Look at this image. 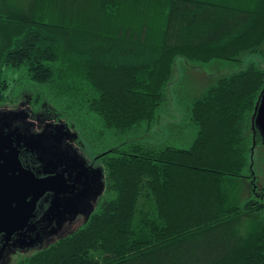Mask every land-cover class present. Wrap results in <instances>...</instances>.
<instances>
[{
    "label": "trees",
    "instance_id": "trees-1",
    "mask_svg": "<svg viewBox=\"0 0 264 264\" xmlns=\"http://www.w3.org/2000/svg\"><path fill=\"white\" fill-rule=\"evenodd\" d=\"M178 58L236 69L184 103L188 148L143 143ZM263 92L264 0H0V106L104 174L85 221L15 264H264Z\"/></svg>",
    "mask_w": 264,
    "mask_h": 264
},
{
    "label": "water",
    "instance_id": "water-1",
    "mask_svg": "<svg viewBox=\"0 0 264 264\" xmlns=\"http://www.w3.org/2000/svg\"><path fill=\"white\" fill-rule=\"evenodd\" d=\"M254 122L260 131L264 145V92L257 102ZM55 130L60 138L65 139L63 131L58 127H55ZM58 136L55 137L57 140L60 139ZM43 137L0 120V262L10 246L21 250L33 247V241L10 246L8 243L15 235L21 236V232L25 229L34 231L35 225L31 221L35 217L37 203L46 194L53 195L46 214L60 215L71 211L69 202L63 196L69 191L73 192L74 187L65 181L62 166H68L74 161L83 163V159L74 152L69 153L66 149L56 151L58 147L46 145L44 143L46 139ZM21 147L36 157L43 170L42 176H38L31 168L21 163L19 151ZM94 173L101 180L100 191L102 192L104 189L102 170L99 168ZM84 206L83 201L80 202L77 214L85 208ZM93 208L92 205L86 217ZM74 215L75 212L72 211L69 217Z\"/></svg>",
    "mask_w": 264,
    "mask_h": 264
},
{
    "label": "rangeland",
    "instance_id": "rangeland-1",
    "mask_svg": "<svg viewBox=\"0 0 264 264\" xmlns=\"http://www.w3.org/2000/svg\"><path fill=\"white\" fill-rule=\"evenodd\" d=\"M235 69L236 67H228L224 69L192 67V65L186 63L184 59L178 58L176 60L174 77L166 90L167 100L163 106L160 124L151 131L149 136L142 137V134H138L136 136L139 137L143 143L188 148L192 143L195 134L191 127L186 126L184 103L186 100L189 101L191 98L198 96L216 79ZM21 73L22 71L20 68L14 69L7 67L5 69L4 78L10 88L13 83L12 81L18 78ZM25 107L26 106H23L20 100L15 104L0 106V120H5V122H8L9 124L19 126L34 135L44 136L43 139H46L44 141L46 145L53 147L57 146L58 148L56 151H58V149H66L71 154L74 152L78 157L92 163V165L97 169L98 164L93 163L94 160L87 157V147H82L76 139L75 141L73 140V137L69 140L67 138H60L58 136V132L51 129L53 125L49 124L47 121H42L41 119L30 116L29 111L27 112V108ZM58 128L61 129V127ZM71 134V131L65 132L64 137L68 135L70 136ZM57 136L60 139L57 140L55 138ZM102 175L104 177V174ZM100 193L101 191L99 192V195ZM99 195L96 196L93 202L85 203V208L79 211L74 219L75 221L71 225L60 228L59 230H53L48 239L32 248L8 250L4 254L0 264H15L16 260L19 258L32 255L38 250L47 247L51 243L72 232L85 221L86 215L90 211V207L92 205L93 207L96 206L98 201H95L97 198H101L102 193L101 196Z\"/></svg>",
    "mask_w": 264,
    "mask_h": 264
},
{
    "label": "flooded vegetation",
    "instance_id": "flooded-vegetation-1",
    "mask_svg": "<svg viewBox=\"0 0 264 264\" xmlns=\"http://www.w3.org/2000/svg\"><path fill=\"white\" fill-rule=\"evenodd\" d=\"M19 151L21 163L24 166L31 168L38 176H42L43 170L41 164L37 162L36 157L33 154L27 153L22 147ZM93 163H96V160H94ZM62 168L65 181L74 187L73 192L69 191L63 196V198H66V201L69 202L71 211L68 213L63 212L60 215H54L51 213L46 214L47 209L50 207L51 201L53 200L52 194H46L44 198L37 203L34 214L35 217L31 221V223H34L35 225L34 231L25 229L21 232V236L15 235L12 237L8 246L15 244L18 245L20 242L27 244L30 241L34 242L33 247L37 244L39 245L50 237V233L53 230L64 228L75 221L74 219L77 216V209L79 208L80 202L83 201L85 204L91 203L95 200L97 194L100 192L101 184L100 180L94 173L95 170L99 169L98 165L96 169L92 163L83 159V163L74 161L73 163H69L68 166L63 165ZM101 193L103 194V191ZM99 196H101V194ZM99 199L100 198H97L95 202ZM72 211L75 212V215L74 217H69L71 216ZM10 249H13L12 246L8 248V250Z\"/></svg>",
    "mask_w": 264,
    "mask_h": 264
}]
</instances>
